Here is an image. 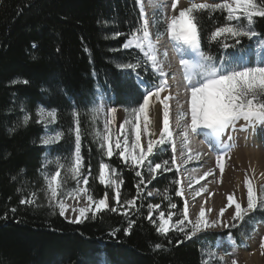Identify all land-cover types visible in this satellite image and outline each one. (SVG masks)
I'll return each mask as SVG.
<instances>
[{
	"label": "trees",
	"instance_id": "obj_1",
	"mask_svg": "<svg viewBox=\"0 0 264 264\" xmlns=\"http://www.w3.org/2000/svg\"><path fill=\"white\" fill-rule=\"evenodd\" d=\"M197 18L203 48L213 55L253 50L258 39L264 40V17H255L256 38L241 37L235 49L224 50L210 43L209 35L227 22L226 13L205 10ZM139 20L135 0H0V264H203V249L214 244V233L201 232L186 239L175 229L167 234L156 231L159 213L169 210L165 193L183 208L182 198L175 196L178 176L171 165V171L160 172L147 185L128 214L120 208L110 210L118 207L111 198L112 189L97 179L99 164L108 163L124 181L122 200L136 196L139 178L135 170L118 154L108 158L101 151L90 108L98 87L111 106L129 110L143 97L138 74L146 82H159L154 74H145L143 65L137 71L121 68L142 59L138 50L122 47ZM41 108L56 110L58 118L50 130L64 134L51 146L41 142L46 133L45 124L37 123ZM76 120L89 192L97 199L107 192L111 200L108 209L95 217L89 213L80 223L65 220L49 207L44 179L56 170L58 157L62 163L71 158ZM171 157L166 148L158 149L152 159L162 162ZM141 171L147 178V169ZM61 177L63 191L75 188V181L63 169ZM148 191L153 195L148 196ZM33 192L35 203H20ZM150 203L161 205L153 212L155 223L147 218ZM177 218L173 217V223ZM130 222H134L131 227Z\"/></svg>",
	"mask_w": 264,
	"mask_h": 264
},
{
	"label": "snow or ice",
	"instance_id": "obj_2",
	"mask_svg": "<svg viewBox=\"0 0 264 264\" xmlns=\"http://www.w3.org/2000/svg\"><path fill=\"white\" fill-rule=\"evenodd\" d=\"M179 0H171L172 15L164 19L160 24L157 19L150 21L140 11V20L134 30H130L122 47L124 49H136L142 54V59L138 58L135 63L122 65L121 68L132 71L139 70L142 65L147 75H153L159 83L146 82L141 79L139 74L137 79L140 84L144 85V94L142 102L138 106H133L130 110L125 109V117L119 123V131L116 129L117 108L115 106L105 105L107 102L106 94L101 93L98 98L93 100L92 120L97 121L103 115V131L97 130L94 138L100 144L101 151L108 158L118 154L126 166L135 170L138 182L135 185L136 196L132 199L122 200L121 185L124 183L118 177L116 169L111 168L108 163L99 164V174L97 179L101 185L112 189V199L116 201L118 207H112V212H117L118 208L128 214L129 208H136V201L142 197L148 184L154 180L160 172H168L175 167L177 171L182 168L177 162V147L174 142L170 141L173 137V131L170 128V105L169 101L174 97L171 94L161 95L168 88L167 78L169 72L165 71V62L167 61L168 52H161L156 43L153 42L150 27L156 28L157 40L164 32L159 31L160 27H165L166 35L172 43V48L179 55V64L182 69L183 95L186 98V109L183 105H178L177 127L182 128L180 135L181 149L180 159L186 165L189 161L199 159L200 153H193L189 146V136L194 134L198 129H208L214 135L216 141L223 144V136L229 128H235L238 121L243 120L250 125H264V54L259 62L252 63V50L223 52L220 55H213L211 51H205L202 45V37L198 23L197 13L202 11L226 13V23L223 26H216L210 32L209 42L220 44L224 50L229 48L235 49L241 44V37L253 38L257 35L252 30L253 20L255 17H264V0H223L221 3L210 4L206 2H191L187 7L178 8ZM246 21V23H244ZM116 35H119L117 33ZM231 40L232 43L228 41ZM223 41V43H221ZM33 48L36 44L33 43ZM191 53V58H185L184 50ZM163 57V59H161ZM170 67V64H169ZM149 68L151 72H149ZM180 93H177V98ZM157 101L162 107V122L159 119L160 113H157V119L153 121L150 116L151 101ZM99 101V102H97ZM76 116V113H74ZM37 123L54 124L57 121V112L55 109L44 111L42 108L38 112ZM29 117L25 116L27 124ZM158 126V137L153 127ZM243 130V129H241ZM63 132L57 131L53 135H46L42 138L43 145H51L59 142L63 138ZM172 143L173 155L171 160L162 162H153V157L157 149L163 150L162 146ZM224 156L218 155L216 165L220 172H224ZM46 163H53L47 161ZM57 168L54 172L44 175L45 179V198L48 200L49 207L58 210L61 217L65 216L68 205L65 199L68 197L78 198L83 196L87 200L85 207H72L73 212H78L73 222L80 223L82 219H87L90 213L92 217L104 209L109 208L108 194L105 193L103 198H94L89 192L88 175L83 174V157L81 154V131L79 120H76L75 126V148L71 158H61L55 161ZM170 165L172 167H170ZM146 168L148 177L144 176L141 169ZM61 169L65 171L70 178L77 183V187L69 191H63V180ZM91 173H89L90 175ZM210 171L204 172L198 178L194 175H187L188 188L192 196H200L206 188L193 189V184H199L205 177L211 175ZM15 179V178H14ZM82 181L84 187L79 184ZM175 196L183 198L185 195L182 180L180 178L174 181ZM143 186V187H142ZM244 186L247 189V204L237 202L233 195L227 196V205L219 211L220 216L225 213L226 207L234 205L235 211L233 221H245L250 213L264 208V196L257 202V195L254 186L247 177L244 180ZM264 193V188L261 189ZM152 196L151 191L147 192ZM63 197V198H62ZM164 199L168 201L167 213H159V225L156 231L161 234H167L171 229L184 233L186 239H191L202 231V229L215 227L218 221L205 219L206 209L204 204L200 205L199 212L195 220L189 219V202L184 199L182 209L169 199L167 193ZM36 202V193H32L30 199H21V204H33ZM161 207L158 203L147 205V218L152 221V215L155 210ZM175 210V211H173ZM12 211H15L13 209ZM211 211V209H207ZM173 217H178L173 223ZM134 222H130L129 227ZM227 227L228 225H224ZM233 227L236 224L232 225ZM127 229L125 233L127 234ZM160 247L159 244L156 245ZM260 247L264 248V238L260 240ZM211 257V253H208ZM203 264H210V260L204 261Z\"/></svg>",
	"mask_w": 264,
	"mask_h": 264
},
{
	"label": "rangeland",
	"instance_id": "obj_3",
	"mask_svg": "<svg viewBox=\"0 0 264 264\" xmlns=\"http://www.w3.org/2000/svg\"><path fill=\"white\" fill-rule=\"evenodd\" d=\"M141 1H143V5L145 6L144 10L147 14V18H149L150 24L154 18L157 19L160 24H163L166 16L174 14L173 10L171 9V2L167 3L166 1L165 2L160 1L159 3H156L159 0L158 1L141 0ZM147 2L150 4H148ZM191 2H196V3L206 2L210 4H215V3H221L223 2V0H179L178 8L175 14H178L179 8L187 7ZM156 7L159 8L158 11L150 13L151 12L150 8H156ZM156 30H157L156 28L150 27V31L152 32L153 42L156 44L158 43L161 44V46L158 47L161 52L163 51L168 52L167 61L165 62V71L169 72V76L167 78V83L169 85V88L161 95L163 96V95L171 94L175 98L172 99L174 101V104H171L172 100L168 102L169 105H171L170 107L172 109V116L170 117V119L174 120V122L176 123L175 130L173 131L174 135L172 138H170V141L176 144L177 162L178 164L182 165L180 171H177L176 168L173 167V170L177 171L175 173L177 174L178 178L182 180L181 186L184 188V192H185L182 201L183 204H184V199H187L189 202V219L194 221L196 215L199 212L200 205L206 203V205L204 204L206 209L205 219L208 220L209 222L218 221L215 227L202 229L201 231V232L214 233L216 235L214 244L213 245L207 244L203 249L204 261L210 260V264H264V248L260 247V240L264 238V216L263 217L260 216L264 214V208H258L257 211L250 213L248 217L245 218V221H233L232 217L235 211L234 205L228 207V210L227 209L225 210L223 216H220L219 214L221 207H219L218 209L211 205L212 203L211 197L214 196L213 194H218V190H219L218 188L220 186V182L223 180L222 178H220V174H221V172H219L220 169L216 165V158L218 155H221L217 150V146H214V144L209 146L208 143L205 142L206 140H204L205 139L204 135H202L203 138H201V140L198 142L199 144H196V146H192L191 144L194 143L192 141L195 140L194 137L196 136V133H194V135L190 134L189 146L192 149L193 153L199 152L200 157L199 159H194L189 161V163L186 165H184L183 161L180 159V149H181L180 140H182V137L180 140H178V137L181 136L180 132L182 131V128L177 127L176 118L179 110L178 105H183L184 108L186 109V98L183 95V83H182V74H181L182 69L179 64V55L173 51L172 43L166 35L165 27H160L159 31L164 30L165 34L161 35L158 40L156 38ZM262 54H264V40L258 39L256 47L252 50V63L255 64L259 62L260 59L262 58ZM184 55L185 58H189V59L191 58V55L186 50H184ZM161 59H163V57H161ZM138 83L140 84L139 80ZM140 85L143 87V92H144V85L142 84ZM97 92L98 95L96 96V98H98L99 95L102 93L99 87L97 88ZM177 93H180L178 97L179 99L177 98ZM107 106H111L108 100L105 105V111ZM132 107L133 105L129 107V110ZM154 108H157L159 111L158 110L157 112L154 111ZM161 108L162 107L159 105L157 101H155V99L151 101L150 116L153 119V121L157 119L155 117H157L158 112L159 113L161 112ZM92 109H93V105L90 108L91 118H92ZM124 117H125V110L117 108V116H116L117 131H119V123L122 122ZM160 121L162 122L161 116H160ZM93 123L96 129L95 132L97 130L103 131V115H101L100 118ZM50 126L51 124L46 126L45 136L55 134L50 130ZM152 130L156 132V136L158 137L159 135L158 127L154 125ZM253 135H256L258 137H260V135H264V125L257 124L253 126L243 120H240L236 123L235 128H229L227 130L226 134L223 136V144H221V146H225L230 137L242 136L251 139ZM171 142L162 146L163 150L160 149L159 150L164 151L166 148H169L171 155H173ZM202 142H205L207 144L206 146H208L209 148L208 147L207 149L203 148ZM51 145H46V146H51ZM213 146L216 151L211 149V147ZM201 147L204 150H202ZM263 167L264 166H262L261 168L262 170L264 169ZM207 171H210L212 174L205 177L204 180H201L199 184H193L192 186L193 189L206 188L207 191L202 192L200 196H196L194 198L192 196L191 190H189L188 188V181L185 177L187 175H194L198 178L199 176H202L204 172ZM259 172L260 170L257 173H252V174L248 173V171H245L244 173L242 171L233 172V173H239L238 175L234 174L235 176H233L232 181L234 180L233 182H239L238 187L241 194L239 195L236 194L235 199L237 202L242 204V207H246L247 204V189L244 186V180L246 177L249 180H251L254 189L256 190L258 204L260 203V198L264 196V193L261 192V189L264 188V170L262 171V173ZM79 186L84 187L82 181L80 182ZM75 187H77L76 181H75ZM65 203L69 206L65 213V215L70 219L69 222H73L75 216L78 214V212L72 211V207L87 206V200L83 196H80L78 198L68 197L65 199ZM108 204L109 205L111 204L110 198H108ZM207 209H211V211L209 212L207 211ZM63 218L67 220L65 217ZM233 224H236V226L233 227L232 226ZM224 225H228V226L225 227ZM232 230H234L235 232H233ZM208 253L212 254L211 257H209ZM254 255L256 256L255 260H253L251 257Z\"/></svg>",
	"mask_w": 264,
	"mask_h": 264
},
{
	"label": "bare ground",
	"instance_id": "obj_4",
	"mask_svg": "<svg viewBox=\"0 0 264 264\" xmlns=\"http://www.w3.org/2000/svg\"><path fill=\"white\" fill-rule=\"evenodd\" d=\"M160 1L162 2L166 1L167 3L171 2V0H160ZM157 46L159 47L161 46V44L158 43ZM171 104H174L173 100ZM157 110H158L157 108H154V111L157 112ZM160 116L162 120V108H161ZM171 116H172V109L170 107V117ZM175 126L176 123L174 122V120L170 119V128L172 131L175 130ZM202 135H204L205 137L204 140H206L205 142L208 143L209 146L214 144V146H217V150L219 151V153L224 156V160H223L224 172L220 174V178H222L223 180L220 182V186L218 188L219 189L218 194H213L214 196L211 197L212 198L211 205L219 209V207L222 208L227 205L228 195H233V198L235 199L236 194L238 195L241 194L238 187L239 182H233L234 180L232 181L233 176H235L234 174L238 175L239 173H233V172L242 171L244 173L245 171H248V173L252 174V173H257L259 170H260L259 173H262V171L264 170L261 169L262 166H264V135H260V137L253 135L251 139L242 136H236V137L233 136L228 139V142L226 143V145L228 144L227 146L226 145L221 146V144L216 141L214 135L211 133L210 130L200 128V131L199 129L197 130L196 136L194 137L195 140L192 141L194 143H192L191 145L196 146V144H199L198 142L201 140V138H203ZM180 139L181 136L178 137V140ZM205 142H202L203 143L202 146L203 148L207 149L208 146H206L207 144ZM203 148L201 147L202 150H204ZM204 204L206 205V203ZM226 209L228 210V207H226ZM67 220L70 221L68 217ZM251 257L253 260L256 259L255 255Z\"/></svg>",
	"mask_w": 264,
	"mask_h": 264
}]
</instances>
